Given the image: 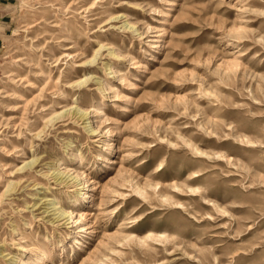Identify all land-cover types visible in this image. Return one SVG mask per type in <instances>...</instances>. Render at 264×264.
Here are the masks:
<instances>
[{
	"label": "rangeland",
	"instance_id": "374dc122",
	"mask_svg": "<svg viewBox=\"0 0 264 264\" xmlns=\"http://www.w3.org/2000/svg\"><path fill=\"white\" fill-rule=\"evenodd\" d=\"M24 1L0 12V264H264V0Z\"/></svg>",
	"mask_w": 264,
	"mask_h": 264
},
{
	"label": "bare ground",
	"instance_id": "6f19581e",
	"mask_svg": "<svg viewBox=\"0 0 264 264\" xmlns=\"http://www.w3.org/2000/svg\"><path fill=\"white\" fill-rule=\"evenodd\" d=\"M169 3L171 5H175V1H173V0L170 1ZM25 4H26V1L21 0V7L26 6ZM164 14H165V16L167 15V13H164ZM64 31H69V29L66 27L64 29ZM153 57H155V55H153ZM67 65H68V69L72 68V63L67 64ZM7 76L10 77L11 75L9 74ZM10 79L12 80V78H10ZM11 95H12V97H15L17 99H22V94L17 93L15 91H13L11 93ZM74 100H76V98H74ZM105 105H106V103L103 102V101L96 102V106H97V109L96 110L98 112L99 111L101 112L102 109H103V107H105ZM70 108L71 107H69L66 111L62 112V114L60 115L59 118L60 119H66V120H72V119H74L75 116H76V112L70 111ZM158 139L164 140V137H158ZM166 141H168V139H166ZM103 143H104V149H107V148L109 149V147H110L109 140L105 139V140H103ZM70 161L75 162V163L77 162L78 164H80L81 163V156H80V154L73 155L72 158L70 159ZM110 161H111L110 164H114L115 163V160H110ZM159 165H161V163ZM58 167H59V164H57V169H58ZM27 172H31V170H28ZM57 172L59 174H63L64 173V172H60L58 170H57ZM77 176H78V173H76L75 176H73V178H71V180L74 179V178H77ZM61 178H63V176ZM119 180L120 181H130L131 182V180H128V177L125 176V174L120 175V179ZM80 184H82V183H80ZM76 185H79V183H77ZM133 186L137 190L138 193L145 194V195L147 194L146 191H145V189H144V187L143 186H140L138 183L133 184ZM174 187H176V184H174ZM83 188H84V186L83 187L81 186L79 189L80 190H83ZM160 195L163 196L162 193H160ZM87 198L88 197H86V193L85 192H81L79 198L77 199L78 205H83L85 203V201H86ZM70 200H71V198H70ZM57 203H58V201L54 200L50 204H53L55 206ZM176 203L179 204V205H182L179 202H176ZM54 208L55 209H58L57 214L59 216L62 217V216L65 215V216H68V217L71 218V215H72V212L71 211L70 212H65L62 209L59 210L60 207H54ZM78 217H79V219H81V215H79ZM115 240L118 241V239H115ZM73 243L78 244L77 248H79L80 245L82 244L81 240L80 239H77V237H74L73 238L72 244ZM30 244L33 245L32 243H30ZM29 245L28 244L27 245H20V249L21 250H33V247L32 248H28ZM71 247H72V251H75V247L73 245ZM107 247H109V246H107ZM34 249H36V253L35 254L29 256L26 260H20L19 259V260L14 261V263L15 264H42L47 259H50L54 255V253H53L52 250H47V249L45 250L44 248L41 249L40 244H36ZM61 250L64 251L65 249L62 248ZM61 263L63 264V261L62 260H61ZM48 264H54L53 263V260L50 259V262H48Z\"/></svg>",
	"mask_w": 264,
	"mask_h": 264
},
{
	"label": "crops",
	"instance_id": "0c3cea01",
	"mask_svg": "<svg viewBox=\"0 0 264 264\" xmlns=\"http://www.w3.org/2000/svg\"><path fill=\"white\" fill-rule=\"evenodd\" d=\"M9 2L10 0H0V12L8 8ZM7 30H8L7 19L0 20V48L3 47L2 37Z\"/></svg>",
	"mask_w": 264,
	"mask_h": 264
}]
</instances>
